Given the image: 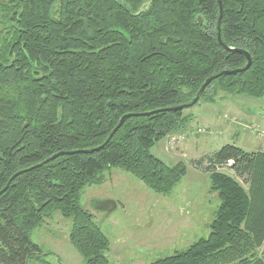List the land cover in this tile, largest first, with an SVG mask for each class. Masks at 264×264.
Masks as SVG:
<instances>
[{"label":"trees","instance_id":"obj_1","mask_svg":"<svg viewBox=\"0 0 264 264\" xmlns=\"http://www.w3.org/2000/svg\"><path fill=\"white\" fill-rule=\"evenodd\" d=\"M0 0V190L17 171L60 151L105 142L128 113L190 102L218 92L264 97V0ZM201 17L202 22L199 21ZM182 111L124 120L99 151L61 155L14 178L0 195V264L41 254L31 232L59 213L85 264H107V236L80 198L105 171L120 168L167 194L186 174L150 149L182 130ZM220 201L209 233L154 264H264V152L225 144L208 157ZM228 166L247 184L217 171Z\"/></svg>","mask_w":264,"mask_h":264},{"label":"rangeland","instance_id":"obj_2","mask_svg":"<svg viewBox=\"0 0 264 264\" xmlns=\"http://www.w3.org/2000/svg\"><path fill=\"white\" fill-rule=\"evenodd\" d=\"M218 94L215 99L225 97L226 100L220 101L227 106L230 102L239 103L240 109L248 113L245 118L241 113L224 112L229 128L234 127L236 135L204 122L200 114L214 101L202 99L182 110L184 116H189L182 130L170 133L150 149L152 155L168 165L179 162L185 165L186 174L172 191L155 193L120 168L105 171L100 183L82 190L80 204L93 215L109 240L107 264H154L158 258L186 249L208 235L220 203L217 192L211 189L206 169L208 157L225 144L249 150L264 141L263 136L256 134L264 129V97L222 91ZM236 98L240 101H235ZM217 171L232 176L247 188L228 166H218ZM70 229L71 220L59 213L45 218L31 232V240L41 247V254L28 264H85L70 244ZM261 252L264 249L259 248Z\"/></svg>","mask_w":264,"mask_h":264},{"label":"water","instance_id":"obj_3","mask_svg":"<svg viewBox=\"0 0 264 264\" xmlns=\"http://www.w3.org/2000/svg\"><path fill=\"white\" fill-rule=\"evenodd\" d=\"M218 2V8H219V15H218V18H217V26H216V29H217V40L218 42L224 47V48H227V46L222 42L221 40V37H220V26H221V19H222V14H223V6H222V2L221 0H217ZM199 21L202 22V19L201 17H199ZM239 52H242L245 57H246V64L244 67L242 68H236V69H231V70H223L217 74H214L212 76H210L209 78H207L204 83L201 85V87L199 88V90L197 91L196 95L194 96V98L190 101V102H187V103H183V104H180V105H177V106H171V107H167V108H163V109H159V110H155V111H152V112H149V113H128V114H125L123 115L117 125L113 128V130L110 132V134L108 135L107 139L105 140V142L95 148H91V149H87V150H75V151H60V152H57L55 154H53L52 156H50L49 158L45 159L44 161L34 165V166H31L29 168H26V169H23V170H19L17 172H15L7 181L6 185L0 190V195L3 194L7 189L8 187L10 186L12 180L14 178H16L17 176L27 172V171H30L34 168H37V167H40L42 166L43 164L55 159L56 157L58 156H61V155H68V154H73V153H77V152H84V153H89V152H94V151H99L100 149H102L109 141L110 139L113 137V135L115 134V132L122 126L124 120L128 117H131V116H145V115H149L151 113H155V112H166V111H182L184 109H188L192 106H194L200 99L201 97V94L203 93L205 87L211 83L213 80L217 79L218 77L222 76V75H230V74H236V73H239V72H243L245 71L246 69H248V67L250 66L251 64V56L250 54L247 52V51H244V50H238Z\"/></svg>","mask_w":264,"mask_h":264},{"label":"crops","instance_id":"obj_4","mask_svg":"<svg viewBox=\"0 0 264 264\" xmlns=\"http://www.w3.org/2000/svg\"><path fill=\"white\" fill-rule=\"evenodd\" d=\"M223 98H225V97H219V98L215 99L213 103L208 104V105L211 104V106H209V107H208V105H206L204 107L205 110L200 115H201L202 119L205 120L204 121L205 123L213 125V126H217V128H219V130L221 129L222 132H228L230 135H236L237 132L235 131L234 127L230 126V128H229V125H228L229 122L226 118H224V112L228 111L229 114L230 113L231 114L236 113L239 115L241 113L243 116H245V118L248 117V113L245 110L243 111L240 109L239 103H234V102L232 103V102H230L231 100H229L230 104H228V106H227L226 103H223L222 101H220V100H226ZM235 101L239 102L240 100H239V98H236ZM210 107H212V108H210ZM209 111H212V112L209 113ZM253 146H255V147L253 149H249V150H246L240 146H238V147L242 148L245 151H258V150H260V151L264 152V141H261L258 144L255 143ZM261 249L262 250L264 249V241H263Z\"/></svg>","mask_w":264,"mask_h":264},{"label":"built area","instance_id":"obj_5","mask_svg":"<svg viewBox=\"0 0 264 264\" xmlns=\"http://www.w3.org/2000/svg\"><path fill=\"white\" fill-rule=\"evenodd\" d=\"M256 131H257V130H256ZM256 134L264 137V129L261 130V131H257Z\"/></svg>","mask_w":264,"mask_h":264}]
</instances>
